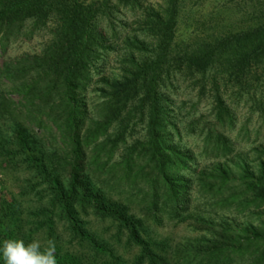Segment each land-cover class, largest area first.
<instances>
[{
    "label": "rangeland",
    "instance_id": "374dc122",
    "mask_svg": "<svg viewBox=\"0 0 264 264\" xmlns=\"http://www.w3.org/2000/svg\"><path fill=\"white\" fill-rule=\"evenodd\" d=\"M167 2L138 0L139 4L129 6L113 1V5H109L113 9L104 8L96 26L105 33L112 46L107 50L105 73H120L122 68L129 66L121 62L124 47H127L126 39L136 36L144 39L148 48L151 47L155 36L149 33L148 23L151 20L147 19L145 13L149 7H152L150 13L155 10L163 12L168 6ZM176 2L175 40L188 49L199 47L201 40L210 39L212 34L253 24L264 14V0ZM19 27L16 29L13 26L7 35H0V201L17 199L24 206H34L46 214L50 197L54 194L48 182L55 179L54 187L63 189L70 184L64 159L59 158V163L55 162L58 157L55 154L64 152L66 145L47 134V131H39L37 127H30L32 132L29 130L30 114L26 115L20 111L19 105L14 108L12 104L18 100V92L22 90L21 84L26 78L21 73L9 78L10 73H5L4 65L7 63L10 67L13 65V68L21 69L20 64L25 63L19 61L40 53L53 38L56 26L53 17L49 16L44 24L32 25V20H25ZM133 52L138 61L144 60L142 56L148 54L145 49ZM192 70L183 63L180 67L165 69L169 74L166 76L163 73L160 83L166 140L171 148L181 153L178 161L169 166L180 167L182 176L189 181V201L183 204L186 214L175 216L172 204L164 197L158 205V218L153 222L144 220L147 210L146 201L143 202L142 183H138L139 192H135L137 190L131 188L130 181L126 182L123 177V164H118L128 146L146 139L149 103L140 102V94L123 105L113 106L117 112L116 118L99 138L105 144L104 151H95L94 145H89L87 154L90 156L87 161L92 156L95 162L87 163L81 176L90 193H101L102 197H109L114 202L125 201L130 207L129 212L141 219L139 225L143 230L156 238H163L167 246L171 244L167 248L170 253L168 256L173 252L171 247L175 251L177 247L183 250L182 262L179 264H221L209 258L202 251L203 247H199L203 245L197 244L201 233L195 228V219L212 222L214 227L209 230L217 231L220 226L233 228L257 224L263 217L262 209L254 207L255 204L246 199L248 189L244 183L251 175H255L260 161L264 160V69L253 65L247 69L244 73L247 84L244 86L231 77L223 81L224 77L228 79L227 72L216 63L205 74ZM28 71L30 78L35 71L33 66ZM214 73L218 88L212 83L211 76ZM102 85L99 75H95L86 85L90 115L105 113V107L114 104L106 102ZM215 90H218L221 97L218 103L223 108L220 119L216 117L219 110L214 98ZM21 125L27 133V145L30 141L34 150L20 146L15 138L14 130ZM55 128L53 125L54 131ZM139 149L141 153H138V158L144 148L138 146L136 152H140ZM109 152L110 157H107ZM175 166L168 168L172 174L174 171L171 169H175ZM223 171L228 176L222 182L220 178L214 181L212 176ZM210 174L211 177L208 176ZM129 190L134 191L130 193ZM87 208L89 212L80 213L81 226L87 227L89 231H98L106 245L113 248L115 254H121L123 264H134L132 258L138 253V248L128 239L124 226L117 228L120 220L100 216L89 206ZM45 217L54 220V228L62 238H71L67 229L68 220L59 210L56 211L54 207ZM45 231L44 226L35 230L34 240L40 244L48 243L49 237ZM143 264H147V261ZM226 264H264V261L254 263L247 256L235 254Z\"/></svg>",
    "mask_w": 264,
    "mask_h": 264
},
{
    "label": "trees",
    "instance_id": "16d2710c",
    "mask_svg": "<svg viewBox=\"0 0 264 264\" xmlns=\"http://www.w3.org/2000/svg\"><path fill=\"white\" fill-rule=\"evenodd\" d=\"M113 1L129 6L139 4L138 0H0V35H7L13 26L19 29L25 20H32V25H38L44 24L52 16L55 21L54 36L40 53L22 58L19 62L26 65L21 63V69L6 63L4 71L10 73L9 78L18 73L26 78L21 84L22 90H18V100L12 104L14 108L19 105L20 111L26 115L30 114L29 130L30 127H37L39 131H47V134L66 145L64 152L55 154L58 156L55 162L59 163V158L64 159L70 184L63 189L54 187L55 179L48 182L54 194L50 197L46 214L54 207L56 211L59 210L68 220L67 229L71 237L68 240L62 238L54 228V220L45 217L46 214L39 208L26 207L17 199H3L0 201V247L6 239H22L26 244L30 243L34 240V231L44 226L49 241L55 242L57 264H123L121 254H115L113 248L99 237L98 231H89L81 226L80 213L89 212L86 211L89 206L95 214L120 220L117 228L124 226L128 239L138 248V253L132 258L134 264L146 261L147 264H179L183 250L177 247L175 251L171 247L173 252L168 256L167 248L171 244L167 246L163 238H156L143 230L139 225L141 219L129 212L130 207L125 201L114 202L109 197H102L101 193H90L81 176L86 164L95 162L92 156L87 161L90 156L87 148L93 144L95 151H104L105 144L99 138L116 118L117 112L113 106L123 105L140 94L138 100L149 103L146 139L128 146L118 164H123V177L126 182L130 181L131 188L137 190L138 183H142L143 202L146 201L147 210L144 220L153 222L158 218V205L164 197L172 204L175 216L186 214L183 204L189 201V181L182 176L180 167L169 166L178 161L181 153L171 148L165 136L160 103L162 74L167 76L169 73L165 69L180 67L182 63L193 72L205 74L216 63L227 72L228 79L224 77L223 81L231 77L241 86L246 85L244 73L247 69L252 65L264 69V14L253 24L212 34L210 39L201 40L199 47L188 49L175 40L176 0H168L164 13L156 10L150 13L152 7H149L145 16L151 20L148 23L149 33L155 36L151 47L148 48V43L136 36L126 39L127 47H124L121 62L129 66L122 68L120 73L107 74L104 70L108 61L106 55L112 46L96 23L104 8L113 9V6H109L113 5ZM140 49L148 51L142 56L145 57L142 61L136 60L133 52ZM31 66L35 71L29 78L31 74L28 69ZM215 73L211 78L218 88ZM95 75H99L103 82L101 88L104 89L102 92L106 102H114L98 116L90 115L86 98V85ZM215 91L214 98L218 103L221 97L218 90ZM217 107L219 112L216 117L220 119L223 108L219 103ZM14 135L20 146L34 150L30 141L27 145L25 127L18 126ZM215 144L218 145V142ZM138 146L144 148L139 158L141 149L136 152ZM174 166L172 174L168 168ZM208 176L211 177V174ZM227 176L223 171L212 177L214 181L220 178L222 182ZM244 184L248 189L246 199L253 202L254 207L262 209L263 217L257 224L233 228L220 226L216 231L209 230L214 227L212 222L195 219V228L201 233L197 244L203 245L199 247H203L202 251L215 259L216 263L226 264L235 254L247 256L254 263L264 261V160L260 161L255 175H251ZM133 191L129 190L130 193ZM41 246L47 247L48 243ZM0 264H5L2 254Z\"/></svg>",
    "mask_w": 264,
    "mask_h": 264
},
{
    "label": "clouds",
    "instance_id": "9594fccd",
    "mask_svg": "<svg viewBox=\"0 0 264 264\" xmlns=\"http://www.w3.org/2000/svg\"><path fill=\"white\" fill-rule=\"evenodd\" d=\"M55 242L42 248L37 240L25 243L22 239H6L0 247L5 264H57Z\"/></svg>",
    "mask_w": 264,
    "mask_h": 264
}]
</instances>
